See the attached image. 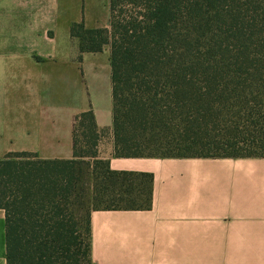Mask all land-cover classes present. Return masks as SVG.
<instances>
[{
    "label": "trees",
    "instance_id": "trees-1",
    "mask_svg": "<svg viewBox=\"0 0 264 264\" xmlns=\"http://www.w3.org/2000/svg\"><path fill=\"white\" fill-rule=\"evenodd\" d=\"M81 52L109 48L117 158H264V0H109L108 28L74 25ZM92 110L73 156L0 160L7 264H91L90 214L148 210L152 175L101 159Z\"/></svg>",
    "mask_w": 264,
    "mask_h": 264
},
{
    "label": "crops",
    "instance_id": "crops-1",
    "mask_svg": "<svg viewBox=\"0 0 264 264\" xmlns=\"http://www.w3.org/2000/svg\"><path fill=\"white\" fill-rule=\"evenodd\" d=\"M109 0H0V160L73 156L76 115L104 131L99 157L118 172L152 175L148 210L90 214L91 264H264V158H117L112 155L109 48L81 52L74 25L108 28ZM241 251H246L242 255ZM0 264L6 262L0 209Z\"/></svg>",
    "mask_w": 264,
    "mask_h": 264
},
{
    "label": "rangeland",
    "instance_id": "rangeland-1",
    "mask_svg": "<svg viewBox=\"0 0 264 264\" xmlns=\"http://www.w3.org/2000/svg\"><path fill=\"white\" fill-rule=\"evenodd\" d=\"M216 253L217 251L215 249H209L206 251H201V253L199 251H192V256L193 257H207L209 264H214L215 263V259H216ZM242 255H246V251H241Z\"/></svg>",
    "mask_w": 264,
    "mask_h": 264
}]
</instances>
